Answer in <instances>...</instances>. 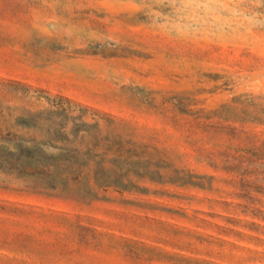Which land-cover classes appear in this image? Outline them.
Segmentation results:
<instances>
[{
	"label": "rangeland",
	"instance_id": "obj_1",
	"mask_svg": "<svg viewBox=\"0 0 264 264\" xmlns=\"http://www.w3.org/2000/svg\"><path fill=\"white\" fill-rule=\"evenodd\" d=\"M0 264H264V0H0Z\"/></svg>",
	"mask_w": 264,
	"mask_h": 264
}]
</instances>
